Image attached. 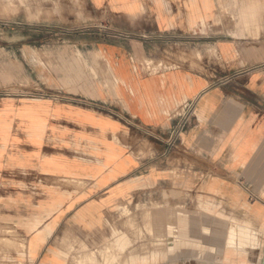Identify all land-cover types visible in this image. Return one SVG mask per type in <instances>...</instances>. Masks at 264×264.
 I'll list each match as a JSON object with an SVG mask.
<instances>
[{
	"label": "crops",
	"instance_id": "0c3cea01",
	"mask_svg": "<svg viewBox=\"0 0 264 264\" xmlns=\"http://www.w3.org/2000/svg\"><path fill=\"white\" fill-rule=\"evenodd\" d=\"M48 26L49 93L0 90V260L264 264V0H23Z\"/></svg>",
	"mask_w": 264,
	"mask_h": 264
},
{
	"label": "rangeland",
	"instance_id": "374dc122",
	"mask_svg": "<svg viewBox=\"0 0 264 264\" xmlns=\"http://www.w3.org/2000/svg\"><path fill=\"white\" fill-rule=\"evenodd\" d=\"M44 28L43 34L32 31L23 36V0H0V90L18 93L24 97H38L49 93L34 84L23 83V41H33L38 45H51L61 41L63 35L58 27ZM130 36V35H129ZM131 37V36H130ZM42 40V41H41ZM148 66L152 61L146 60ZM0 264H22L19 260H0Z\"/></svg>",
	"mask_w": 264,
	"mask_h": 264
},
{
	"label": "built area",
	"instance_id": "2783aa9c",
	"mask_svg": "<svg viewBox=\"0 0 264 264\" xmlns=\"http://www.w3.org/2000/svg\"><path fill=\"white\" fill-rule=\"evenodd\" d=\"M184 108L186 109V114L182 117V119L177 123L173 130V135L175 138H179L181 133L186 131L189 127L194 111V102H188L185 104Z\"/></svg>",
	"mask_w": 264,
	"mask_h": 264
}]
</instances>
